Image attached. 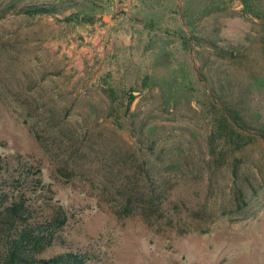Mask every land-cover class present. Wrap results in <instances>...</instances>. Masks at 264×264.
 <instances>
[{"label": "rangeland", "instance_id": "rangeland-1", "mask_svg": "<svg viewBox=\"0 0 264 264\" xmlns=\"http://www.w3.org/2000/svg\"><path fill=\"white\" fill-rule=\"evenodd\" d=\"M98 1L0 0V155L39 169L34 213L67 216L39 256L264 264V0H141L113 64L75 57ZM112 157L166 189L161 217L120 213Z\"/></svg>", "mask_w": 264, "mask_h": 264}, {"label": "trees", "instance_id": "trees-1", "mask_svg": "<svg viewBox=\"0 0 264 264\" xmlns=\"http://www.w3.org/2000/svg\"><path fill=\"white\" fill-rule=\"evenodd\" d=\"M54 11L47 5H35L24 10L27 14ZM257 134L264 137V125L257 129ZM111 159L113 162L107 163L110 171L116 164L121 167L112 173L115 179L113 193L123 200L120 213L130 215L138 212L145 220L161 217L166 189L160 185L151 186L131 166L123 168L119 158ZM62 169L59 167L58 171L63 172ZM32 171V167L22 163L20 158L7 159L0 155V264H87L91 257L86 252L63 251L50 257L39 256L56 240L67 216L60 210L48 215L34 213L31 201L40 188L41 179L33 177L39 169ZM242 190V187H237L235 196L238 202L245 204Z\"/></svg>", "mask_w": 264, "mask_h": 264}, {"label": "crops", "instance_id": "crops-1", "mask_svg": "<svg viewBox=\"0 0 264 264\" xmlns=\"http://www.w3.org/2000/svg\"><path fill=\"white\" fill-rule=\"evenodd\" d=\"M97 4L99 13L92 12V15L96 14L99 20L95 17L92 22L86 24L89 30L86 31L88 49L86 51L80 49L75 53V57L86 58L88 56L86 53L92 52L95 48L98 54L104 56V62L113 64L117 55L130 43L132 34L130 27L133 24L132 20L136 21L134 13L140 8L141 0H100ZM123 18L128 23L121 21ZM69 54H72V51Z\"/></svg>", "mask_w": 264, "mask_h": 264}]
</instances>
